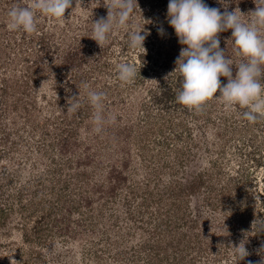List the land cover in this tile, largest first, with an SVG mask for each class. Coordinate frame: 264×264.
<instances>
[{"label": "rangeland", "instance_id": "374dc122", "mask_svg": "<svg viewBox=\"0 0 264 264\" xmlns=\"http://www.w3.org/2000/svg\"><path fill=\"white\" fill-rule=\"evenodd\" d=\"M215 1L245 22L257 7ZM30 2L0 0V264H106V43L91 38L106 0H73L59 19L37 11L31 34L9 30L8 10ZM137 2L129 28L107 40V264H258L264 118L250 123L247 108L213 97L204 115L172 109L173 126L160 116L149 124L148 109L158 111L151 90L170 82L176 64L149 58L147 68L140 55L165 60L177 35L163 21L169 0ZM133 26L148 33L145 49L129 47ZM232 50L235 73L245 58ZM122 62L142 78L121 82ZM89 90L105 94L99 132ZM79 91L81 107L68 113Z\"/></svg>", "mask_w": 264, "mask_h": 264}, {"label": "clouds", "instance_id": "9594fccd", "mask_svg": "<svg viewBox=\"0 0 264 264\" xmlns=\"http://www.w3.org/2000/svg\"><path fill=\"white\" fill-rule=\"evenodd\" d=\"M79 0H77V3ZM257 7L250 11V19L245 22L238 9L221 12L219 8L208 6L204 0H169L167 8V22L174 28L183 46L177 57L176 68L165 79L174 73H179L181 88L176 95V101L189 108L200 110L211 98L221 100L226 109L235 105L247 108L243 118L250 123L264 118V84L260 78L264 73V0H254ZM73 0H31L27 6H12L7 16V27L11 31L23 30L27 34L37 31L36 13L50 18H64L67 9L72 7ZM137 0H107L104 6L108 9L107 17H100L93 22L91 38L101 47L109 39V34L117 29H128L129 21L135 11ZM232 30L234 51L237 56L244 57V61L236 66L233 77V61L226 57L225 50L220 47L218 34ZM133 26L129 31V47L131 49L144 48V41L148 33ZM163 35L164 29L158 28ZM118 79L123 83H131L137 75L136 67L122 62L117 65ZM226 77L227 83L222 84L220 77ZM46 83L44 81L41 89ZM89 89L87 83L83 84ZM38 89V90H39ZM219 91V96L217 92ZM105 94L89 90L87 98L96 109L94 122L96 131H101L104 123L102 115V101ZM80 91L78 97L68 99L66 105L68 113H74L81 107ZM264 220H256L254 224ZM241 258L248 255L242 242L235 247ZM15 260H12L14 264ZM251 264V262H249ZM264 264V257L258 262Z\"/></svg>", "mask_w": 264, "mask_h": 264}, {"label": "trees", "instance_id": "16d2710c", "mask_svg": "<svg viewBox=\"0 0 264 264\" xmlns=\"http://www.w3.org/2000/svg\"><path fill=\"white\" fill-rule=\"evenodd\" d=\"M161 1L164 3L165 1L167 2L168 0H161ZM225 1H227V0H225ZM204 2L210 7L219 8L221 10V12L225 11V9H227L229 11L227 6L221 5L220 3H218L215 0H204ZM239 6H241V8H242L241 10H243L245 7H247L248 9L251 8L249 6L248 0H240V4L236 7L238 8ZM252 6H254V3L252 4ZM102 16L105 17V15H102ZM166 17H167V15L164 16L163 21H166V19H165ZM218 38L220 39L221 49L225 50L226 57L231 58L232 51H233L232 48L234 46V42H233V40H231L232 39V30L229 29V30H226L224 32L219 33ZM172 39H174V41H172V43H174V44H172V46L169 48V50L167 52V58H165V60H162V54L159 51L156 53L157 56L151 55L148 53L140 55V58H141L143 64L147 65L145 67L148 68V65H150L152 63L151 62L152 60H156L155 65L157 64V67H159V65L164 66V67H168L167 65L170 66L171 63L176 61L177 57L180 54V50L183 46L179 43V39L177 36H174ZM169 41L171 42V40H169ZM149 58L151 59V61L149 60ZM162 61H165V62L162 63ZM146 70L141 69V71L144 72V74H146V76H149V73H147ZM234 76H235V73L233 72V77ZM136 77H137L136 80L138 81L140 78H142V75L137 72ZM181 79L182 78L180 77L178 72L174 73L170 77V82L168 84H164L163 87H159L156 91L151 90V94H152L151 98H153L154 104L157 105L158 111L153 112L151 108L148 109V113H151L147 118V121L149 124H152V122L154 121L152 116L155 117V120H158V118L160 116L159 119H161L162 122L165 121L164 123H170V125L173 126L174 123L170 117V110L173 109V110H177L178 112L183 113V111H181V110L188 111L190 109L189 107L181 105L176 101V95L181 88ZM220 80H221L222 84H226V82H227V78L223 77V76L220 77ZM217 93H219V91ZM205 107H207L206 103L202 106V108L200 110H196L194 108V110L196 111L195 113L200 114V115H202V114L204 115ZM181 108H183V109H181ZM159 111H161V114H159ZM156 123H157V121H156ZM181 126H182V124H181ZM184 128H186V127L184 126ZM183 131L178 133L177 134L178 136L175 137L174 140L175 139L178 140V138L185 139ZM225 141L226 140H224V142ZM228 142L229 141L227 140L226 143H228ZM147 148H148V146H146V144L139 143V151H140L141 155H143L145 153ZM223 155L224 154H222V156ZM178 158H179V156H178Z\"/></svg>", "mask_w": 264, "mask_h": 264}]
</instances>
